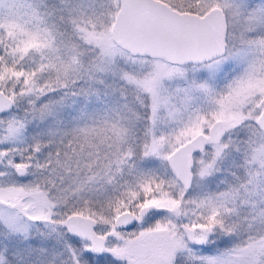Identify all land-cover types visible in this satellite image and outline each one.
<instances>
[{
  "label": "snow or ice",
  "instance_id": "obj_1",
  "mask_svg": "<svg viewBox=\"0 0 264 264\" xmlns=\"http://www.w3.org/2000/svg\"><path fill=\"white\" fill-rule=\"evenodd\" d=\"M0 264H264V0H0Z\"/></svg>",
  "mask_w": 264,
  "mask_h": 264
}]
</instances>
